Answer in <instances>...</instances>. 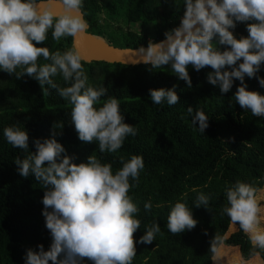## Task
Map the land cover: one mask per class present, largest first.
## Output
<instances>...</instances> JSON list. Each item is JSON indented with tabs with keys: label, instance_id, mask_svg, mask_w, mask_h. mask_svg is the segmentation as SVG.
Masks as SVG:
<instances>
[{
	"label": "clouds",
	"instance_id": "1",
	"mask_svg": "<svg viewBox=\"0 0 264 264\" xmlns=\"http://www.w3.org/2000/svg\"><path fill=\"white\" fill-rule=\"evenodd\" d=\"M83 5L84 0H0V71L18 79L27 75L42 88L55 89L71 105L78 138L96 142L100 153L115 154L127 137L137 135V128L125 123L117 97L109 96L103 84L89 83L84 64L90 59L80 48L89 29ZM183 5L179 26L166 31L165 39L149 41L147 48L141 46L133 52L136 59L129 57L131 63L142 62L151 69L170 65L189 88L192 80L187 66L197 72L210 66L214 71L207 74L208 83L223 94L240 81L235 102L253 116L264 117V94L248 90L245 81L246 76L256 78L264 88V77L257 75L264 65V0H183ZM237 23H246V37L234 35ZM49 32L57 43L71 37L72 46L63 51L38 47ZM221 45L227 47L221 50ZM41 57L45 63L39 62ZM57 76L65 86L55 82ZM176 87L149 89L152 103L176 105ZM187 110L193 126L204 133L208 116L203 110ZM3 137L13 148L27 153L15 160L19 174L25 178L33 175L45 189L42 215L52 243L47 251L43 244L38 245V251L28 249L25 264H133L136 244H151L161 233L160 225L154 222L145 226L138 240L133 238L141 220L129 192L138 186L145 167L142 155L120 156L122 167L114 171L111 163L95 154L87 162L74 163L73 157L62 155L66 149L55 137L35 139L36 151L31 152L29 134L19 125L6 126ZM192 191L197 193L195 207H209L210 195L195 188ZM224 194L227 202L222 213L233 225L238 223L252 245L249 258H241L240 264H256L264 252V188L237 181L227 185ZM186 197L187 193L169 202L167 229L172 234L192 230L198 223ZM152 206L151 201L144 204L145 210ZM222 245V238L216 235L210 249L213 264H221Z\"/></svg>",
	"mask_w": 264,
	"mask_h": 264
},
{
	"label": "trees",
	"instance_id": "2",
	"mask_svg": "<svg viewBox=\"0 0 264 264\" xmlns=\"http://www.w3.org/2000/svg\"><path fill=\"white\" fill-rule=\"evenodd\" d=\"M82 11L89 34L115 48L139 49L146 48L149 41L165 39L166 31L179 26L184 5L183 0H84ZM121 23L138 25L139 32L112 28ZM234 35L246 37V23H237ZM37 46L63 51L72 46V38L57 43L49 32L48 39ZM219 47L223 50L227 46ZM39 62L46 61L41 57ZM84 68L89 83L103 84L109 96L117 97L125 123L137 128V135L127 137L118 153H100L96 142L78 138L71 105L55 89L47 85L42 88L27 75L18 79L15 74L0 71V264H25L28 249L38 251V245L43 244L47 251L52 243L42 215L45 189L33 175L25 178L17 171L16 158L23 159L27 153L4 139L3 129L10 125H19L28 132L29 151H36L35 139L55 137L66 149L62 155L73 157L76 164L87 162L95 154L111 163L115 171L122 167L120 156H143L145 167L139 184L129 192L140 209L137 218L141 220V228L133 238L138 240L145 226L154 222L160 225L161 233L151 244H136L133 264H212L210 249L216 235L226 246L238 249L241 258L248 259L252 245L247 235L237 223L236 232L225 238L233 224L222 213L227 185L243 181L264 188V117L253 116L235 102L240 81L222 94L219 87L207 81V74L214 71L210 66L199 72L187 66L191 88L172 72L170 65L151 69V65L85 63ZM99 71L105 72L104 77L95 80ZM257 75L264 77V65ZM54 80L65 86L59 76ZM245 81L248 90L264 94L256 78L246 76ZM173 85H177L179 96L176 105L152 103L149 89ZM189 107L194 113L203 110L208 116L204 133L193 126ZM194 188L210 195L209 207H195ZM185 193L198 223L192 230L172 234L167 229L169 202L174 203ZM149 201L153 206L145 210L144 204ZM260 259L264 264V252Z\"/></svg>",
	"mask_w": 264,
	"mask_h": 264
},
{
	"label": "water",
	"instance_id": "3",
	"mask_svg": "<svg viewBox=\"0 0 264 264\" xmlns=\"http://www.w3.org/2000/svg\"><path fill=\"white\" fill-rule=\"evenodd\" d=\"M92 38L95 39L96 37L92 36L87 32V34L80 41V48L83 51V53L86 55V58L90 59V63H106L111 65L121 64L124 66L145 65L142 62L138 64H133L131 63V60H129V57H132V59H136V57L133 56V52L137 51L138 49L115 48L113 46H110L108 43L107 44L104 43L99 38H96L97 40H100L104 44L103 45L104 48L100 49L93 45L91 41ZM130 50H132V52H129L127 54L126 52Z\"/></svg>",
	"mask_w": 264,
	"mask_h": 264
},
{
	"label": "rangeland",
	"instance_id": "4",
	"mask_svg": "<svg viewBox=\"0 0 264 264\" xmlns=\"http://www.w3.org/2000/svg\"><path fill=\"white\" fill-rule=\"evenodd\" d=\"M112 28L114 30L139 32V26L138 25L127 26L124 23H121V24H114L112 26ZM95 40H97V39L95 38ZM100 40H102V39H100ZM102 41L107 44V42L105 40H102ZM104 74H105V72L99 71L98 73L95 74V80H99V79L103 78ZM262 203H264V201H262ZM236 230H237V228L234 225H232V227L229 230L228 235L225 238H227L230 234L236 232ZM220 257H221V264H240V261H241V256H240L238 249L228 247L225 244H223L220 248ZM212 264H213V261H212ZM256 264H263V261L259 258V260L256 261Z\"/></svg>",
	"mask_w": 264,
	"mask_h": 264
},
{
	"label": "bare ground",
	"instance_id": "5",
	"mask_svg": "<svg viewBox=\"0 0 264 264\" xmlns=\"http://www.w3.org/2000/svg\"><path fill=\"white\" fill-rule=\"evenodd\" d=\"M91 41H92V43H93V45L95 46V47H97V48H104L103 47V44H102V42L101 41H99V40H95V39H91Z\"/></svg>",
	"mask_w": 264,
	"mask_h": 264
}]
</instances>
